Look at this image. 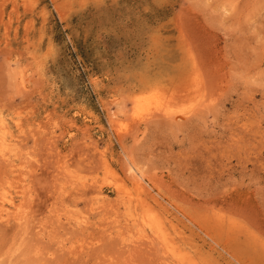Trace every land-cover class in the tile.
<instances>
[{
    "label": "rangeland",
    "instance_id": "rangeland-1",
    "mask_svg": "<svg viewBox=\"0 0 264 264\" xmlns=\"http://www.w3.org/2000/svg\"><path fill=\"white\" fill-rule=\"evenodd\" d=\"M0 264H264V0H0Z\"/></svg>",
    "mask_w": 264,
    "mask_h": 264
},
{
    "label": "bare ground",
    "instance_id": "bare-ground-1",
    "mask_svg": "<svg viewBox=\"0 0 264 264\" xmlns=\"http://www.w3.org/2000/svg\"><path fill=\"white\" fill-rule=\"evenodd\" d=\"M137 105H138V104H137ZM134 174H135V173H134ZM134 177H135V175H134ZM137 177H138L139 179H141L140 176H137ZM139 179H138V180H139ZM135 181H136V180H135ZM134 184H135V183H134ZM138 185H140V184H138ZM140 188H141V187H140Z\"/></svg>",
    "mask_w": 264,
    "mask_h": 264
}]
</instances>
